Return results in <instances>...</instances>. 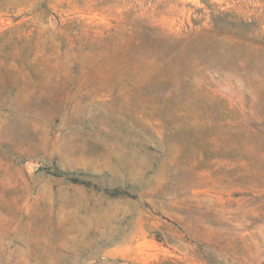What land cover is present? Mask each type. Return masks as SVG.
I'll return each mask as SVG.
<instances>
[{
  "label": "rangeland",
  "instance_id": "rangeland-1",
  "mask_svg": "<svg viewBox=\"0 0 264 264\" xmlns=\"http://www.w3.org/2000/svg\"><path fill=\"white\" fill-rule=\"evenodd\" d=\"M0 264H264V0H0Z\"/></svg>",
  "mask_w": 264,
  "mask_h": 264
}]
</instances>
